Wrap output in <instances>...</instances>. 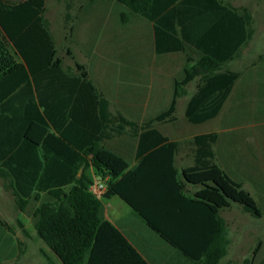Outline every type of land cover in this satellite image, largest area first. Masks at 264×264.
Here are the masks:
<instances>
[{
  "label": "trees",
  "instance_id": "1",
  "mask_svg": "<svg viewBox=\"0 0 264 264\" xmlns=\"http://www.w3.org/2000/svg\"><path fill=\"white\" fill-rule=\"evenodd\" d=\"M110 1L154 24L158 54L181 52L187 60L184 78L175 84L168 109L141 127L111 115L109 103L82 65L76 63L77 74L63 68L45 19L46 0H0V178L7 181L17 211L25 212L35 204L32 220L36 235L60 264H113L125 251L131 260L143 264L116 227L105 220L104 205L90 192L94 182L86 171L91 167L96 177L109 179L103 199L118 196L132 204L124 184L128 165L103 142L132 127L136 134L145 131L138 138L139 146L144 137L157 135L171 162L178 144L162 138L152 129L153 124L175 120L179 89L195 78L199 84L187 103L186 121L199 125L217 117L240 77L225 66L239 57L255 32L247 8H235L221 0ZM127 16L122 13L121 19ZM168 40L173 42H165ZM258 58L264 64V55ZM61 96L66 99L64 104L59 101ZM53 98L57 108L63 105L68 110L66 133L60 132L51 115ZM50 125L62 141L50 133ZM80 131L82 139L76 141L74 134ZM217 139L216 133L194 137L190 141L196 148L194 165L182 171L184 182L202 187L195 198L215 227L210 239L194 248L165 235L171 246L195 264H218L226 254L219 210L235 203L253 218L264 216L252 196L215 163ZM27 153L30 157L33 153L37 163H30L32 170L26 168L32 162ZM60 158L62 169L54 170ZM59 174L60 181L54 178Z\"/></svg>",
  "mask_w": 264,
  "mask_h": 264
},
{
  "label": "crops",
  "instance_id": "2",
  "mask_svg": "<svg viewBox=\"0 0 264 264\" xmlns=\"http://www.w3.org/2000/svg\"><path fill=\"white\" fill-rule=\"evenodd\" d=\"M108 4V8L115 6L114 2L110 0ZM85 9L87 8L85 7ZM46 12L45 19L48 22ZM123 13L128 16L123 20L119 19L121 23L113 18L111 20L113 23L107 30H104V38L108 42L109 48L110 43H115L119 39L124 42V48L113 50L114 47L108 50L109 57L116 61L118 75L122 76L124 80L125 84L122 88H113L101 84L100 82L103 80L99 76L95 80L91 76V70L89 71L84 64L76 62L70 50L66 52V55L71 64H64V60L61 62L63 68L73 74H77L76 63L82 65L96 90L109 103L111 115L122 117L126 121L141 127L154 121L168 109L172 102L175 84L184 78L187 60L181 52L158 54L156 52L154 24L132 13L126 11ZM67 15L69 19L66 18ZM84 16H86L83 23L85 28L79 29V25L76 26L75 23L83 17L71 18L69 13H66L63 19L65 22L63 30L66 38L79 32L87 36L93 33L91 27L95 25L96 19L94 20L90 13L84 14ZM108 20L109 18L103 19V23ZM254 36L255 32L251 41L241 48L240 54L244 48L252 43ZM239 58L240 55L235 60ZM232 62H229L225 68L229 69L228 65ZM99 69L102 71L100 67ZM108 71L109 69L103 71L101 78L107 77ZM110 72L112 73V69ZM243 76L240 75L235 82L221 111L212 120L219 118L222 122L228 116L236 121L259 120L256 116L259 115L260 111L255 106L257 104L262 105L260 101L264 100V83L242 81ZM198 84L199 78H195L179 89L173 122L153 124L152 129L162 138L178 144L172 154L171 162L168 161L169 156H167L169 151L164 146V142H158L157 135L150 134L148 137H144V143L142 141V145L139 146L138 138L145 131L140 130L136 134L132 127H125L122 135L103 142L102 145L106 149L123 158L128 165L124 172V184L126 194L132 204H127L118 196L103 199L102 194L105 192L106 182L109 179L101 180L96 177L91 167L86 171V175L93 180L94 184H100L104 187V191L97 198L104 205L105 220L116 227L126 244L130 246L143 264H195L182 256L179 248L171 246L165 240V235L178 244L180 242L185 243V245L190 243V246L199 248L201 243L210 239L213 228H215L205 207L197 203L198 200L195 198L202 187L187 184L182 177V171L194 165L196 148L190 144L194 137L216 133L218 139L213 146V152L218 167L233 181L239 183L242 188L244 183L234 180L233 177L237 176L235 171H246L249 183L259 189L262 187L261 192L264 195V133H255L251 138V143L229 147L228 143L225 146L222 143L220 146L217 145L222 133L194 134L188 131L185 110L188 101L196 93ZM59 101L64 104L66 99L61 96ZM55 103L56 100L53 98V105L50 108L51 115L60 132L66 133L68 110L66 111V106L63 105L57 108ZM230 105L231 108L229 109ZM178 106L182 108L181 112L184 116L182 124L176 116ZM82 114L79 116L80 121ZM83 127L87 128L88 124L86 126L83 124ZM49 130L55 138L63 140L51 125ZM79 135L81 136L79 137ZM79 135L77 132L74 134L76 141L82 139V131L79 132ZM149 139L154 140L155 143L151 144ZM246 139L245 141H247ZM52 142L56 144L54 141ZM59 150L61 153L62 150ZM62 153L65 156L66 151L63 150ZM32 154L30 157V153H27L29 155L28 160L31 159L32 162L29 161L26 168L30 170H32L30 163H34ZM56 169L59 171L62 169L61 158L54 165V170ZM54 178H58L60 181L62 176L59 174L58 177L55 176ZM6 185H8L7 181L0 178V197L8 194L11 196V213L12 215L16 214L17 225L9 222L8 219L11 215L8 211L7 213L4 212L6 204L0 201V222L6 224H0V264H60L36 235L32 220L35 204L31 203L25 212L16 211L15 198L11 191L6 188ZM188 200L196 202L189 203ZM218 217L224 224L226 245V254L218 264H264V237L259 236V228H264L261 226V222H264V216L258 219L253 218L244 213L241 207L234 210L230 205L219 210ZM186 218H194V220L185 224L182 220ZM244 244H248V249L256 244L251 257L231 255L232 248L240 249ZM256 249L257 251L254 253ZM118 256L112 262L113 264H137L128 257L126 251Z\"/></svg>",
  "mask_w": 264,
  "mask_h": 264
},
{
  "label": "rangeland",
  "instance_id": "3",
  "mask_svg": "<svg viewBox=\"0 0 264 264\" xmlns=\"http://www.w3.org/2000/svg\"><path fill=\"white\" fill-rule=\"evenodd\" d=\"M224 3L232 5L233 7H245L252 14L254 21V30L255 36L252 43H250L242 53L240 58L235 60L228 65V68L232 71L244 75L242 81H254L264 83V64L259 62V55H264V0H221ZM109 0H46V17L49 22V27L53 36L57 57L61 60H64V64L70 65L68 61L69 57L66 55V52H70L74 55V60L76 62L84 64L87 69L90 71L93 78L99 76L103 81L101 84H106V86H112L113 88L124 86V80L122 76L118 75V66L115 64V60L110 58L108 50L114 48L113 50H120L124 48L123 40L119 39L115 43H110V48L108 47V42L104 38V30H107L110 25L113 23L111 20L116 18L119 23L121 19V13L126 10L120 6L115 5L114 7H109ZM85 7L87 9H85ZM108 8V10H106ZM69 13L71 18H76L78 16L83 17L80 19L77 24L79 29L85 28L83 23L85 22L87 13L92 14V18L95 21V25H92L91 30L93 33L90 36H87L81 32L75 33L72 37L66 38L65 32L63 30L65 22L63 19L66 13ZM109 18L106 23H103V19ZM102 69V71L99 69ZM114 68V69H113ZM116 68V70H115ZM109 69L107 77H102V72ZM112 69V73L110 72ZM97 74V75H96ZM120 93L119 91H116ZM121 94V93H120ZM264 100L260 101L262 105L255 106L259 109V115L256 118L259 120L256 121H247L244 119L242 121H236L231 119V116L226 117L222 122L218 119L208 121L202 125H193L188 123V131L190 133H208V132H218L222 133L218 141V146L222 143L229 144V147H235L237 145H243L246 143H251V138L255 133H264ZM254 107V106H253ZM231 108V105L228 107ZM181 107L178 106L176 116L179 119V122L182 124L184 116L181 112ZM246 118V117H245ZM249 137L248 139H246ZM245 139L247 141H245ZM222 141V142H221ZM237 176H234V180L244 183L243 189L251 194V196L256 201L258 207L261 210H264V195L261 192V188H257L249 183L247 172L246 171H235ZM2 195V194H1ZM4 200V201H3ZM0 201L6 204L5 213L11 215L8 219L9 222L13 225H17L15 221V215H12V204L11 196L3 195L0 197ZM233 209H240V206L232 203ZM17 211V210H16ZM26 219V218H24ZM261 226L264 227V222H261ZM256 236V233H255ZM259 236L264 237V228H259ZM248 244L242 245L240 249L232 248L231 255L238 257H251L253 249L256 248V244L248 249Z\"/></svg>",
  "mask_w": 264,
  "mask_h": 264
},
{
  "label": "built area",
  "instance_id": "4",
  "mask_svg": "<svg viewBox=\"0 0 264 264\" xmlns=\"http://www.w3.org/2000/svg\"><path fill=\"white\" fill-rule=\"evenodd\" d=\"M104 191V187L103 185L100 184H93L90 187V192L95 196L98 197L102 194V192Z\"/></svg>",
  "mask_w": 264,
  "mask_h": 264
}]
</instances>
